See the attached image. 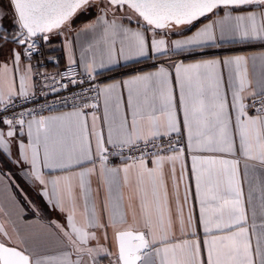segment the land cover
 <instances>
[{"label":"snow or ice","instance_id":"obj_1","mask_svg":"<svg viewBox=\"0 0 264 264\" xmlns=\"http://www.w3.org/2000/svg\"><path fill=\"white\" fill-rule=\"evenodd\" d=\"M0 156V264H264V0H0Z\"/></svg>","mask_w":264,"mask_h":264},{"label":"crops","instance_id":"obj_2","mask_svg":"<svg viewBox=\"0 0 264 264\" xmlns=\"http://www.w3.org/2000/svg\"><path fill=\"white\" fill-rule=\"evenodd\" d=\"M94 19V16H88V15H79L76 20H75V25L74 26H80L90 20ZM134 26V25H133ZM63 38L62 37H54L53 38V47L55 48V51L52 52L58 53L61 56V61L63 64H65L64 60V54L61 49V43H62ZM236 46L224 48V49H217V50H211L209 52V55H218L223 57L224 55L230 54L233 51H239ZM261 49L257 48H248V49H243L244 54H259ZM79 55V45H77V57ZM151 62H144V63H139V64H129L126 67L118 68L115 72L110 73V75L116 77V78H121L122 76L131 74L132 70L134 68H144L147 69L148 65ZM249 73L251 75L252 73V68L251 65L249 66ZM15 148L13 149V154L15 155ZM190 163V161H189ZM0 172L5 173V174H10L4 176L3 179H0V208H2L5 212L10 213L12 216V219H16V208H15V203H14V198L15 200H20L23 202V195L21 194L19 189H23V193L27 195L29 199H31L33 202L40 204L43 206V201L37 196L36 192L37 189L31 186L26 179L22 176L20 169L17 168L16 165L11 164L7 162V160L0 156ZM260 173H257V176H259ZM19 185V188L16 186ZM92 187L95 189L96 187V180L93 178L92 180ZM122 192L124 195V208L126 211H128V205L129 203L136 205V197L135 193L131 188L128 187H123ZM183 192V188H181V193ZM244 192H245V197H247L248 193V184L247 182L244 183ZM78 194V190H77ZM194 202L190 201V206ZM188 208H185V213H187ZM196 210L198 213V205H196ZM81 211H82V202H81ZM249 215L251 213L249 212ZM57 219L61 220L63 222V217L56 213V212H46L45 213V222L47 219ZM78 220H82V217L78 214L77 215ZM129 222L131 221V214L129 212L128 216ZM18 226L21 228L22 231L30 234H42L45 230L43 228V225L39 222L36 221V218L32 216L31 214L25 215L23 218L17 220ZM99 234V233H98ZM109 237H111L112 233L111 230H109L108 233ZM101 242H103V238H101ZM102 264H108V260L104 259L102 261Z\"/></svg>","mask_w":264,"mask_h":264},{"label":"built area","instance_id":"obj_3","mask_svg":"<svg viewBox=\"0 0 264 264\" xmlns=\"http://www.w3.org/2000/svg\"><path fill=\"white\" fill-rule=\"evenodd\" d=\"M52 55L60 59V68L62 69L64 67V64L61 61V56L58 53H54ZM41 71H47L49 73H53V72L57 71V69L53 64H48L46 66V68L41 69ZM61 110H64V109H61Z\"/></svg>","mask_w":264,"mask_h":264},{"label":"rangeland","instance_id":"obj_4","mask_svg":"<svg viewBox=\"0 0 264 264\" xmlns=\"http://www.w3.org/2000/svg\"><path fill=\"white\" fill-rule=\"evenodd\" d=\"M88 16H94V15H88Z\"/></svg>","mask_w":264,"mask_h":264}]
</instances>
